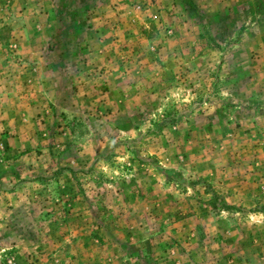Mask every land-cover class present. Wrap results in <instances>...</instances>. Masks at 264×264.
I'll return each mask as SVG.
<instances>
[{
    "label": "rangeland",
    "instance_id": "obj_1",
    "mask_svg": "<svg viewBox=\"0 0 264 264\" xmlns=\"http://www.w3.org/2000/svg\"><path fill=\"white\" fill-rule=\"evenodd\" d=\"M0 264H264V0H0Z\"/></svg>",
    "mask_w": 264,
    "mask_h": 264
}]
</instances>
